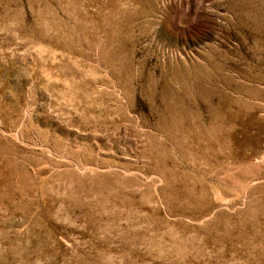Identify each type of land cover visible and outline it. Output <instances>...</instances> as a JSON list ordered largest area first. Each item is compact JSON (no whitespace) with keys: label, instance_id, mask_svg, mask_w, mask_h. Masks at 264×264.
Wrapping results in <instances>:
<instances>
[{"label":"rangeland","instance_id":"rangeland-1","mask_svg":"<svg viewBox=\"0 0 264 264\" xmlns=\"http://www.w3.org/2000/svg\"><path fill=\"white\" fill-rule=\"evenodd\" d=\"M0 264H264V0H0Z\"/></svg>","mask_w":264,"mask_h":264}]
</instances>
